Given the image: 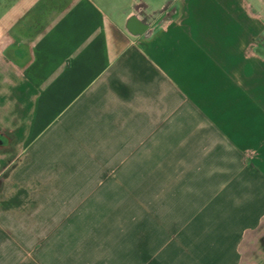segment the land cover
Segmentation results:
<instances>
[{
  "label": "crops",
  "instance_id": "obj_1",
  "mask_svg": "<svg viewBox=\"0 0 264 264\" xmlns=\"http://www.w3.org/2000/svg\"><path fill=\"white\" fill-rule=\"evenodd\" d=\"M263 2L0 0V264H264Z\"/></svg>",
  "mask_w": 264,
  "mask_h": 264
},
{
  "label": "rangeland",
  "instance_id": "obj_2",
  "mask_svg": "<svg viewBox=\"0 0 264 264\" xmlns=\"http://www.w3.org/2000/svg\"><path fill=\"white\" fill-rule=\"evenodd\" d=\"M262 6H264V2L262 4ZM14 147H15V151H17V145H14Z\"/></svg>",
  "mask_w": 264,
  "mask_h": 264
}]
</instances>
